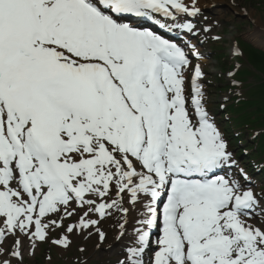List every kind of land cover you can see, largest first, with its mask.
I'll return each mask as SVG.
<instances>
[{
	"label": "snow or ice",
	"instance_id": "snow-or-ice-1",
	"mask_svg": "<svg viewBox=\"0 0 264 264\" xmlns=\"http://www.w3.org/2000/svg\"><path fill=\"white\" fill-rule=\"evenodd\" d=\"M218 27L201 0H0V264H89L93 238L115 264H264V157L221 115L245 55L207 63Z\"/></svg>",
	"mask_w": 264,
	"mask_h": 264
},
{
	"label": "rangeland",
	"instance_id": "rangeland-1",
	"mask_svg": "<svg viewBox=\"0 0 264 264\" xmlns=\"http://www.w3.org/2000/svg\"><path fill=\"white\" fill-rule=\"evenodd\" d=\"M212 1V3H209V1H202L201 4L204 8L205 15L208 17V22H218L219 27L216 28V32L225 36V39L219 43H209L210 45L207 50L212 54V61H207V63H212L213 61L219 62L228 59L232 41H238L239 46L243 49L245 55V59L240 61L244 65V67L241 69L238 78L245 82V93L248 92V89L254 87L258 90V97H260L263 92L260 70H256L248 63V59H250L249 55H251L253 51H260V49L258 45L255 48L252 46L253 44H255V42L252 40V37L250 38L249 34L257 30L258 27L264 26V0ZM245 8L248 11V15H244L243 13V9ZM261 37L263 36H260V38ZM253 68L256 72H254ZM212 79L215 80L217 78L212 77ZM214 99H218V97H215ZM249 111V115H251L252 112L251 110ZM262 127H264V124H258L256 122H254L253 125L250 124V126L248 127L243 126L241 128V132L244 133L242 134L244 136V139H247V137L252 133L264 129ZM260 139H258V137L253 138V136L250 138L252 144H254V140H256L257 143ZM242 143H244V141ZM243 145L247 148V150L250 149V147H247L246 144ZM260 151L261 152L259 154H253L255 156L253 158L260 160L262 157H264V147L261 148ZM78 243L84 242L78 241ZM96 244L97 240L93 238L85 245L88 248V255L91 257V259L89 260V264H115L118 251L117 248L115 246L109 248L108 244L106 243L101 245L99 249H97ZM52 253H54V256L52 255V264H74V259L80 255L75 247H73L70 251L64 253H61L60 250L53 247ZM61 259L65 261L61 262ZM34 264H46L43 249L37 256Z\"/></svg>",
	"mask_w": 264,
	"mask_h": 264
},
{
	"label": "trees",
	"instance_id": "trees-1",
	"mask_svg": "<svg viewBox=\"0 0 264 264\" xmlns=\"http://www.w3.org/2000/svg\"><path fill=\"white\" fill-rule=\"evenodd\" d=\"M249 57L250 59H248V63L250 66L254 67L256 70H260L263 92L262 95L258 97V90L252 87L251 89H248V92H244L243 99L238 98L239 103L229 105L228 111L234 113V117L232 120L226 122L228 127L232 125L241 128L243 126L248 127L250 124L253 125L254 122L264 124V51H253ZM249 110L252 112L251 115H249ZM260 136L258 137V139H260L259 142L252 145L256 154H259L261 152L260 149L264 147V133ZM234 139L236 138L234 137ZM240 140L242 141L243 139L240 138Z\"/></svg>",
	"mask_w": 264,
	"mask_h": 264
},
{
	"label": "bare ground",
	"instance_id": "bare-ground-1",
	"mask_svg": "<svg viewBox=\"0 0 264 264\" xmlns=\"http://www.w3.org/2000/svg\"><path fill=\"white\" fill-rule=\"evenodd\" d=\"M202 1H209V3L213 2L212 0H201ZM250 38L252 37V40L254 42L257 41V43L259 44H264V29L262 28H258L257 30H255L253 33L249 34ZM260 36H263L260 38Z\"/></svg>",
	"mask_w": 264,
	"mask_h": 264
},
{
	"label": "water",
	"instance_id": "water-1",
	"mask_svg": "<svg viewBox=\"0 0 264 264\" xmlns=\"http://www.w3.org/2000/svg\"><path fill=\"white\" fill-rule=\"evenodd\" d=\"M259 48H261V49H263V50H264V48H263V47H259Z\"/></svg>",
	"mask_w": 264,
	"mask_h": 264
}]
</instances>
